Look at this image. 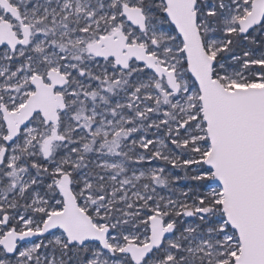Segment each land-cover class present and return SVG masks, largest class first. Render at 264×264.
<instances>
[{
  "label": "snow or ice",
  "instance_id": "1",
  "mask_svg": "<svg viewBox=\"0 0 264 264\" xmlns=\"http://www.w3.org/2000/svg\"><path fill=\"white\" fill-rule=\"evenodd\" d=\"M0 264H264V0H0Z\"/></svg>",
  "mask_w": 264,
  "mask_h": 264
}]
</instances>
